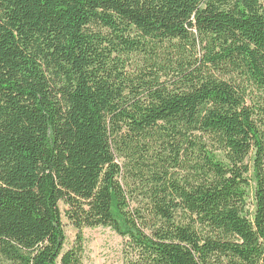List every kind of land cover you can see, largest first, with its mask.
Returning <instances> with one entry per match:
<instances>
[{
  "label": "trees",
  "instance_id": "trees-1",
  "mask_svg": "<svg viewBox=\"0 0 264 264\" xmlns=\"http://www.w3.org/2000/svg\"><path fill=\"white\" fill-rule=\"evenodd\" d=\"M100 227L124 264H264V0H0V264Z\"/></svg>",
  "mask_w": 264,
  "mask_h": 264
},
{
  "label": "rangeland",
  "instance_id": "rangeland-1",
  "mask_svg": "<svg viewBox=\"0 0 264 264\" xmlns=\"http://www.w3.org/2000/svg\"><path fill=\"white\" fill-rule=\"evenodd\" d=\"M65 250L75 243L77 231L66 225ZM81 264H124V239L110 228L85 229Z\"/></svg>",
  "mask_w": 264,
  "mask_h": 264
}]
</instances>
